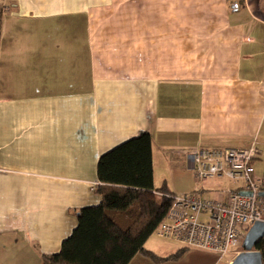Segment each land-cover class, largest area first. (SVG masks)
Instances as JSON below:
<instances>
[{"label": "crops", "instance_id": "obj_1", "mask_svg": "<svg viewBox=\"0 0 264 264\" xmlns=\"http://www.w3.org/2000/svg\"><path fill=\"white\" fill-rule=\"evenodd\" d=\"M12 3L0 17V264L58 253L76 212L100 202L99 157L140 133L154 189L174 196L201 183L186 159L196 149L253 146L264 162V0ZM158 165L189 189L155 185Z\"/></svg>", "mask_w": 264, "mask_h": 264}, {"label": "trees", "instance_id": "obj_2", "mask_svg": "<svg viewBox=\"0 0 264 264\" xmlns=\"http://www.w3.org/2000/svg\"><path fill=\"white\" fill-rule=\"evenodd\" d=\"M96 176L94 194L100 202L76 212L77 225L70 236L58 253L42 256L41 264H129L137 255L156 260L144 245L174 195L165 187H153L150 135L140 133L102 154ZM261 180L264 192V175ZM253 250L264 264V238ZM181 251L169 258L177 259Z\"/></svg>", "mask_w": 264, "mask_h": 264}, {"label": "built area", "instance_id": "obj_3", "mask_svg": "<svg viewBox=\"0 0 264 264\" xmlns=\"http://www.w3.org/2000/svg\"><path fill=\"white\" fill-rule=\"evenodd\" d=\"M14 7L12 0H0V17ZM258 156L253 146L241 150L199 148L187 153L188 169L198 182L223 177L241 187L231 190L225 199L211 198L201 190L171 196V205L153 234L184 248L214 253L220 259L234 258L241 252L248 230L264 222V197L259 196L262 180L254 179L251 167ZM97 185L92 184L89 190L94 192Z\"/></svg>", "mask_w": 264, "mask_h": 264}, {"label": "rangeland", "instance_id": "obj_4", "mask_svg": "<svg viewBox=\"0 0 264 264\" xmlns=\"http://www.w3.org/2000/svg\"><path fill=\"white\" fill-rule=\"evenodd\" d=\"M256 161V160H255ZM255 161L252 162L251 167L253 169V177L256 180H261L263 178V167L264 162L260 161L259 164L255 168ZM258 162V161H257ZM184 171L180 170L177 167H174L170 170H166L162 168L160 165L156 167L155 170V177L156 182L155 185L158 187L163 183L165 180L171 192L175 195H181L185 193L189 188L188 179L185 176L181 175L184 174ZM195 189L193 191H198L199 188H203L207 190V194L211 195V197H216L218 194L222 192H228L234 189H237L240 185L232 182L226 178H216L208 181H203L200 184H195ZM175 189V190H173ZM187 193V192H186ZM188 194V193H187ZM242 242V241H241ZM144 248L152 253L156 260L150 257H143L137 255V260H141L142 264H203V263H210L214 262L217 263L220 257L214 253H208L204 251H198L191 248L184 247L173 243L171 241H167L165 239L157 237L155 234L146 241ZM181 253L177 259H170L169 257L175 255L178 250H181ZM241 250V244L239 247ZM194 253L202 254L200 257L194 256ZM194 254V255H193ZM232 255L225 256L221 258L218 264H227L230 260H233ZM136 264V263H134Z\"/></svg>", "mask_w": 264, "mask_h": 264}, {"label": "water", "instance_id": "obj_5", "mask_svg": "<svg viewBox=\"0 0 264 264\" xmlns=\"http://www.w3.org/2000/svg\"><path fill=\"white\" fill-rule=\"evenodd\" d=\"M259 196L264 197V192L259 193ZM263 238L264 222H257L246 233L241 243V252L234 257L230 264H262L260 253L253 249L257 241Z\"/></svg>", "mask_w": 264, "mask_h": 264}]
</instances>
